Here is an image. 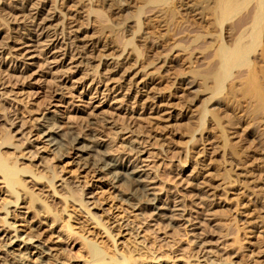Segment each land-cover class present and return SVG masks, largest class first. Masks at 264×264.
<instances>
[{"label": "rangeland", "instance_id": "rangeland-1", "mask_svg": "<svg viewBox=\"0 0 264 264\" xmlns=\"http://www.w3.org/2000/svg\"><path fill=\"white\" fill-rule=\"evenodd\" d=\"M12 1L0 0V7H8L13 4ZM144 1L147 2L128 0L130 9L127 13L130 12L131 16L134 7L140 3L145 4ZM68 9L75 16L63 18L64 24L77 25L81 29L90 27L91 23L87 24L84 17L77 15L82 11L71 4H68ZM55 13H59L58 8ZM127 13L124 15H128ZM151 13L147 11L144 15L147 18H154ZM171 27L169 19H164L161 15L153 19V25L146 26L151 30L150 41L157 40L162 45L166 44L164 52H168L175 42H182V33L171 30ZM25 29L30 30L32 26L27 25ZM0 30H4L0 31V36H4L6 28L1 21ZM8 41L10 40L6 39V42ZM32 44V41L25 43L29 54L23 59L10 61L6 55L0 57V137L9 131L13 136L11 139L13 145L20 147L16 149L13 145H3L0 146V150L8 159L10 158V162H15L18 168L24 166L31 168L36 176L27 172L20 173V176L27 185L26 189L37 195L35 208H27V195L21 201L18 199L16 207L8 204L7 209L11 214L5 219L7 222H14L12 224L17 231L4 229L0 233V264H16L14 261L16 254L19 255L26 247L21 240L27 237L42 243V247L45 250L48 248L47 252L52 257L59 258L60 264H88L89 257L84 241H91L101 249L107 250L108 255L116 254L115 256L119 258L130 253L137 258L138 253L146 254L147 251L148 257L139 264H185L186 261L187 264H264L262 256L264 238L261 236L264 234V213L253 206L251 202L253 193L247 189L252 184L248 170L264 166V156L261 158L258 153L264 149V145L252 140L250 135L252 127L247 123L250 118L248 112L244 110L246 109L244 101L238 99L239 107L229 111L231 113L229 122L226 121V117L222 118V124H225L233 137L231 141H236L248 156L247 163L237 166L230 162L229 156L222 155L227 148L221 146L218 128L208 133L204 141L195 140L193 143L189 139L194 123L186 115L188 102L195 104L191 106L193 113L201 107L204 97L202 98V93L198 91L199 88L188 89L182 81L175 83L174 86L170 85L174 78L183 80L187 77L185 74L187 63L183 61L181 55L174 59L168 70L157 68L159 73L156 69V73L150 75L153 84L148 92L155 93L156 96L162 94L167 98L159 105L161 111L155 114L149 113L141 105L119 102L116 95L110 94L107 90L110 81L94 76L93 71L88 70L83 63L66 60L64 64H59L51 55H46V58L39 55ZM55 54L59 55L58 52ZM203 66L200 64L199 67ZM22 70L26 71L25 74L21 72ZM151 70L153 68L149 69ZM141 92L144 94L145 89ZM194 95L200 96L202 100L194 102ZM124 109H139L138 111L142 113L138 115L134 112L131 115ZM222 114L224 113L220 115L223 116ZM7 116L13 119L14 124H9ZM175 116L177 118L173 119ZM52 123L60 127L59 134L62 138L71 133L76 134L82 137L80 142L85 148H96L97 153L100 151L115 158L120 157L123 161L128 158L132 160L136 156L131 155L133 152L128 149V143L137 146L141 150L138 155L141 158L140 168L148 174H156L148 186L151 187L150 191L159 197V204H168L184 212L182 216H172L173 220L175 219L173 227L176 234L174 229H167V233H164L157 224L158 217L147 216L149 214L143 216L137 206L130 205L134 201L126 200L127 190L121 182L112 181L100 164L94 165L97 155L87 154L86 151L69 148L60 143L54 146L47 145L44 138L42 139V132L46 129H40H43L42 125ZM228 123L230 125H227ZM262 127L263 123L258 125V134L263 131ZM197 133L198 131H194V136ZM251 154L254 156L251 157ZM39 155H42L43 159L46 158L44 163L43 159L41 162L38 158ZM184 158L185 162L182 161ZM233 164V172L239 173L236 175L232 173L235 181H232L231 177L224 178L222 174ZM53 171L56 177L53 179L54 186L51 189L47 180ZM39 176L41 179H38ZM2 181L0 177V229L3 226L1 218L5 216L4 209H1L2 200L4 202L9 197L8 199L13 201V197L6 196L5 183ZM22 192L20 190L19 194ZM206 194L212 198L210 203L206 199ZM80 197L82 204L78 202ZM257 199V203L261 204L262 199L260 197ZM205 202L207 207L208 204L212 205V212L206 210ZM40 206L44 208L41 210ZM33 208L36 209V213ZM48 209L52 212H47ZM54 212L61 213L62 215H59L61 218L53 220ZM188 217L192 219V224L202 220L203 224L207 222L209 229L229 226V230L233 232L230 230L231 234L225 238L214 234V244H207L200 250L189 240H193L194 233H200L202 228L197 229L187 223L185 219ZM65 225L72 229L69 234L63 230ZM206 225L204 224V227H207ZM236 227L240 228L239 236L243 243L241 248H237L233 243L232 233L235 235ZM151 230H154L157 236L154 243L152 242L155 240L154 233L151 234ZM15 234L19 235V239L14 237ZM158 242L173 243V249L170 247L168 249L165 245L160 247L161 243ZM2 243H7L6 245L9 244L11 247L4 249L6 247L2 246ZM152 243L155 245H152L153 249H157L153 256L166 255L168 251L175 249L177 251H174L175 254L171 252L172 255H176L173 262L168 261L169 259L166 261L164 256L150 259L148 247L150 248ZM162 251L166 253L163 254ZM210 258L214 259L215 263Z\"/></svg>", "mask_w": 264, "mask_h": 264}, {"label": "bare ground", "instance_id": "bare-ground-1", "mask_svg": "<svg viewBox=\"0 0 264 264\" xmlns=\"http://www.w3.org/2000/svg\"><path fill=\"white\" fill-rule=\"evenodd\" d=\"M12 3L8 7H0V21L3 27L6 28V31L3 32L4 36H0L1 38L3 36V39L0 40V57L6 55L10 61L23 59L29 54L25 43L32 41V46L44 58H46V55H51L59 64H64L66 60L83 63L88 70L93 71L94 76L96 75L99 79L104 78L106 81H110L107 90L110 94L116 95L115 97L119 102L141 105L149 113L158 114L161 111L159 105L161 102L164 103L167 98L162 94L156 96L155 93H149V87L153 84V78L150 75L156 73L155 70L157 68L162 67L168 70L174 59L181 55L183 61L187 63V70L185 71L187 77L183 80L174 78L170 85L174 86L175 83H181L180 81H182L188 89L199 88L197 90L202 93V98L204 97L201 107L199 106L200 108L196 112L194 111L195 113L191 111V106L194 103L191 102L190 104L188 102L190 105H187L186 115L194 123L189 139L193 143L195 140L204 141L208 133L218 128L217 130H220L221 146L227 148L222 155L229 156L231 158L230 162L236 165L244 164L248 157L247 154L245 155L243 150H241L242 147L236 141H231L232 135L224 126L225 124H222L223 117H226L227 122L230 121L231 113L229 111H234L239 107L238 101L241 99L246 107L244 110L248 112L250 118L247 123L252 127L250 133L252 140L264 145V0H147V2L144 1L145 4L140 3L134 7L135 9L131 16L129 15L131 14L130 12L127 13L128 9H130L128 0H13ZM68 4L82 11L77 15L84 17L87 24L91 23L89 28L81 29L77 25L68 26L63 23V18L75 16L72 11H69ZM56 8H58V14L55 13ZM147 11L152 12L151 14H153L152 17L154 18H147L144 15ZM124 12L128 15H124L126 14ZM112 15L117 18L112 17ZM157 15H161L164 19H169L172 26L171 30L182 33V42H175L168 49V52H164V45L166 44L162 45L157 40H149L151 30H148L146 26L153 25V19H156ZM27 25H31L32 29L26 30L25 27ZM168 27L167 29L169 30ZM6 39L10 41L6 42ZM55 52H58L59 55H56ZM200 64L204 66L199 67ZM157 65L158 67H156ZM151 68L153 70L149 71ZM157 70V73H159V69ZM21 72L25 74L26 71L22 70ZM142 89H145L144 94L140 93ZM199 92L197 93L198 95ZM194 98V102L202 100L200 96L194 95ZM153 106H155L154 109ZM184 106L186 107V105ZM138 110L127 109L126 111L131 115L134 112L140 115L142 111L139 112ZM221 113H224L222 114L223 116L220 115ZM176 118V116L173 117V119ZM7 120L10 125L14 124L12 118L8 117ZM262 123L263 131L258 134L257 127ZM227 125L230 124L228 123ZM42 126L43 129L41 128L40 130L46 129L42 132V139L44 138L47 145L54 146L60 143L69 148L86 151L87 154L93 153L97 155V158L95 156V161L93 160L94 165L100 164L104 173L112 181L121 182L127 190L126 200L134 201L130 205H133V207L134 205L137 206L143 216L144 214H149L147 216L158 217L157 224L161 230H164V233H167L169 229H174L173 221L175 219L173 220V215L182 216L184 212L176 207H170L168 204H159V197L151 192V187L148 186L150 180L154 179L156 174H148L147 171L140 168L141 158L138 155H140L141 150L137 146L133 143L130 144L129 141V143L127 142L128 149L133 152L131 155L136 154V156L132 160L128 158L123 161L120 157L115 158L99 150L100 154H98L99 152L97 153L96 148H85L80 142L82 137L76 134L71 133L62 138L59 134L61 130H59L60 127L58 125L52 123ZM194 131H198L196 136H194ZM262 133L263 136H261ZM56 136L58 138H55ZM12 137L9 131L3 133L0 137V146L13 145ZM13 148L19 149L20 147L13 145ZM263 150L257 151L261 158L264 156ZM241 153H244V155ZM250 156L253 157L254 154ZM38 158L42 162V155H39ZM9 159L0 150V177L3 180L2 182L5 183L6 196L13 197V201H10L9 197L7 200L5 198L4 202L2 200L1 209H4L3 213L5 216L3 215L4 218H1L3 226H1L0 233L4 229L17 231L16 227H14L15 225L12 224L14 222H7L5 219L11 214V211L7 209L8 204H13L16 207L18 199L20 198L21 201L27 195V208H32L37 200V195L34 193L35 197L33 193L26 189L27 185H25L20 176V173L23 172L30 173L32 176H36L35 173L30 170V167L18 168L16 163L10 162ZM44 159L43 163L45 162ZM182 161L185 162L186 158ZM233 167L234 164L227 168L226 172H222L224 178L231 177L232 181L236 180V178L232 177V173L235 175L239 173L233 172ZM256 167L248 170V176L252 178V184L247 189L253 193V198H251L253 206L255 205L254 207H257L258 211L262 210L264 213V166ZM55 177L56 173L53 171L49 175V179L47 178L48 186L51 185V189L54 186L53 179ZM38 179H41V177L39 176ZM20 190L21 192L23 191L22 194H19ZM81 197L78 202L82 204ZM257 197L262 199H260L261 204L257 203ZM206 199L210 203L212 198H209V194H206ZM64 202L66 203V201ZM204 204L206 208V202ZM41 206L40 209L42 210L45 205L42 208ZM211 206V204H208L206 208L209 213V210L212 212ZM35 210L34 212L36 213ZM216 211H213L214 214ZM47 212L51 213L52 211L48 209ZM60 214L59 212L58 214L52 213L53 220L59 218ZM185 221L197 229L202 228L200 233H194L193 240H189L194 242L200 250L207 244H214V234L223 236V238L231 234L229 226L226 228L222 226L224 229L217 226H215L217 228L212 227L213 229H209L210 227L206 225V221L204 224L207 227H204L202 220L192 224V219L188 217ZM63 230L66 231V234L72 231L69 225L63 226ZM239 230L240 228L236 227L235 235L232 233L233 243L237 248L243 245ZM173 231L175 232L176 230L174 229ZM231 232L233 231L231 230ZM150 233H154L155 240L152 241L154 243L157 236L154 230H151ZM107 235L110 237L109 233ZM261 236L264 238V234ZM14 237L18 238L19 235L15 234ZM21 242H24L26 247L20 253L18 252L19 255H15L14 261L17 262H15L16 264H60L59 258L52 257L47 252L48 248L45 250L42 247V243L40 244V242L33 241L32 238L28 237L22 238ZM83 243L89 257L88 264H139L148 257L147 251H145L146 254L144 252V254L138 253L137 258L129 251L130 254L128 256L122 255L119 258L115 256L116 254L108 255L107 250L101 249L91 241H84ZM153 243L150 248L148 247L150 259L157 257L153 256L157 250L153 249V246H155ZM158 243H161L159 244L160 247L165 245L168 249L169 247L173 249V243ZM6 244L2 245L6 247L4 249L11 247V245ZM179 249L181 250L180 247ZM174 251L177 252L174 249L170 252L168 251L166 255H158V257L164 256L166 261L169 259L168 261L173 262V258L176 255H172L171 252L175 254ZM262 256L264 257V252H262ZM210 260L215 263L214 259L210 258ZM187 263L186 261L185 264Z\"/></svg>", "mask_w": 264, "mask_h": 264}]
</instances>
